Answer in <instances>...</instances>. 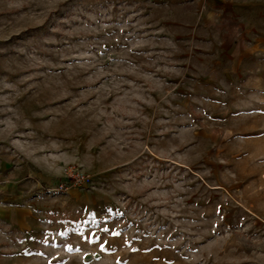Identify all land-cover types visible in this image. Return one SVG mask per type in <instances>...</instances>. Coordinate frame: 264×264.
<instances>
[{
  "label": "rangeland",
  "instance_id": "rangeland-1",
  "mask_svg": "<svg viewBox=\"0 0 264 264\" xmlns=\"http://www.w3.org/2000/svg\"><path fill=\"white\" fill-rule=\"evenodd\" d=\"M0 264H264V0H0Z\"/></svg>",
  "mask_w": 264,
  "mask_h": 264
},
{
  "label": "built area",
  "instance_id": "built-area-1",
  "mask_svg": "<svg viewBox=\"0 0 264 264\" xmlns=\"http://www.w3.org/2000/svg\"><path fill=\"white\" fill-rule=\"evenodd\" d=\"M88 177L78 169H66L65 182L58 184L54 188L55 192H67L72 188H84L88 184Z\"/></svg>",
  "mask_w": 264,
  "mask_h": 264
}]
</instances>
